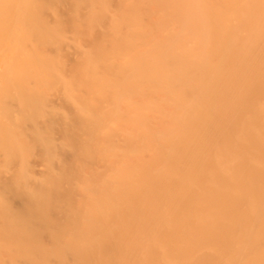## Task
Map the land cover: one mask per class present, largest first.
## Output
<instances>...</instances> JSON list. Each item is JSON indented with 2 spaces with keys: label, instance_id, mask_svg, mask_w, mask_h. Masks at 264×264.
<instances>
[{
  "label": "clouds",
  "instance_id": "1",
  "mask_svg": "<svg viewBox=\"0 0 264 264\" xmlns=\"http://www.w3.org/2000/svg\"><path fill=\"white\" fill-rule=\"evenodd\" d=\"M0 264H264V0H0Z\"/></svg>",
  "mask_w": 264,
  "mask_h": 264
}]
</instances>
